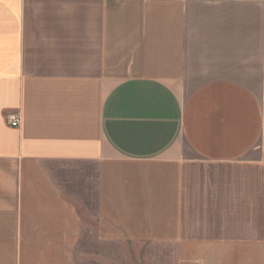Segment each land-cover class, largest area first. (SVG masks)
I'll use <instances>...</instances> for the list:
<instances>
[{
  "label": "crops",
  "instance_id": "0c3cea01",
  "mask_svg": "<svg viewBox=\"0 0 264 264\" xmlns=\"http://www.w3.org/2000/svg\"><path fill=\"white\" fill-rule=\"evenodd\" d=\"M0 264H264V0H0Z\"/></svg>",
  "mask_w": 264,
  "mask_h": 264
},
{
  "label": "built area",
  "instance_id": "2783aa9c",
  "mask_svg": "<svg viewBox=\"0 0 264 264\" xmlns=\"http://www.w3.org/2000/svg\"><path fill=\"white\" fill-rule=\"evenodd\" d=\"M7 121L11 126H17L19 124V117L15 114L7 115Z\"/></svg>",
  "mask_w": 264,
  "mask_h": 264
}]
</instances>
